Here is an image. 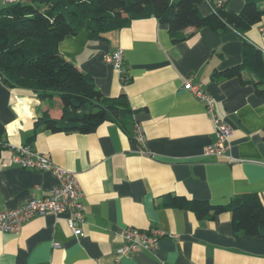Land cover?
I'll list each match as a JSON object with an SVG mask.
<instances>
[{
    "label": "crops",
    "instance_id": "0c3cea01",
    "mask_svg": "<svg viewBox=\"0 0 264 264\" xmlns=\"http://www.w3.org/2000/svg\"><path fill=\"white\" fill-rule=\"evenodd\" d=\"M16 1L0 0V10ZM242 5L244 0H227L225 6L236 14ZM257 7L264 11V1ZM197 8L202 16L210 13L205 1ZM260 18L243 34L187 28L179 43L154 18L131 21L94 40L85 22L77 35L63 38L58 52L90 76L105 98L125 95L136 112L133 124L143 128L141 142L131 138L133 124L114 123L84 135L38 128L32 139L41 115L60 117L57 97L43 99L0 82V211L42 198L57 185L49 173L11 161L12 147L24 145L76 175L84 207L79 237L68 230L67 213L32 218L18 233L0 232V264H264V240L233 235L229 214L200 220L163 204L168 195L226 204L255 193L264 207V86L257 94L258 77L246 68L244 84L215 76L242 63L243 43L264 59V14ZM117 48L121 71L104 63ZM185 78L201 84L215 115L231 127L225 158L204 156L215 131L204 105L182 88ZM126 228H154L165 236L153 250L116 262Z\"/></svg>",
    "mask_w": 264,
    "mask_h": 264
},
{
    "label": "trees",
    "instance_id": "16d2710c",
    "mask_svg": "<svg viewBox=\"0 0 264 264\" xmlns=\"http://www.w3.org/2000/svg\"><path fill=\"white\" fill-rule=\"evenodd\" d=\"M204 1L210 8L207 16L197 8ZM262 1L244 0L240 12L231 14L226 10L227 0H19L0 10V82L8 89H28L43 99L57 97L60 117L52 118L47 112L41 115L35 121L32 139L38 128L52 134L83 135L104 123L124 128L133 124L136 113L125 95L105 98L90 76L58 52L63 38L77 35L85 22L88 38L94 40L147 18L166 25L172 43L183 41L187 28L211 27L243 34L261 20L264 11L257 3ZM243 44L242 63L215 76L238 78L244 84L241 71L249 69L258 77L253 83L258 94L264 86V59L252 45ZM3 134L0 124V138ZM163 204L188 210L200 220L227 213L233 235L264 240V207L255 193L242 194L226 204L168 195Z\"/></svg>",
    "mask_w": 264,
    "mask_h": 264
},
{
    "label": "built area",
    "instance_id": "2783aa9c",
    "mask_svg": "<svg viewBox=\"0 0 264 264\" xmlns=\"http://www.w3.org/2000/svg\"><path fill=\"white\" fill-rule=\"evenodd\" d=\"M12 1L7 0V2ZM122 60L123 53L119 48L104 57V63L112 65L119 71L122 68ZM122 80L125 81L126 78L122 76ZM181 85L185 91L204 105L214 127L216 141L205 147L204 156L225 158L233 135L231 127L215 115L212 97L203 90L201 84L193 83L190 78H185ZM133 125L131 138L136 142H141L144 139L143 128L136 123ZM12 149L13 153L10 156L15 165L22 169L49 173L57 180V185L42 198L31 199L15 209L0 211V232L18 233L22 226L32 218L43 217L48 213L54 215L67 213L69 215L68 230L76 237L82 236L84 207L80 202L82 193L76 175L58 167L47 157L37 154L29 145L12 147ZM164 236L160 230L154 228L146 231L124 229L122 231L123 244L114 252L115 261L135 252L153 250L160 238Z\"/></svg>",
    "mask_w": 264,
    "mask_h": 264
}]
</instances>
